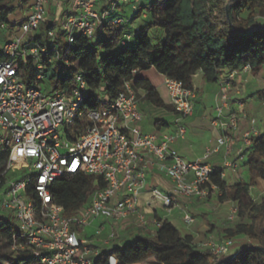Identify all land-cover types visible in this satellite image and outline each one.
Returning <instances> with one entry per match:
<instances>
[{
    "label": "built area",
    "instance_id": "built-area-1",
    "mask_svg": "<svg viewBox=\"0 0 264 264\" xmlns=\"http://www.w3.org/2000/svg\"><path fill=\"white\" fill-rule=\"evenodd\" d=\"M136 2L110 0L100 7L97 0H32L20 34L10 30L8 23H0V32L5 31L8 38L0 45V153L10 152L0 174L1 209L13 213L16 229L25 239L12 247L18 256L37 257L39 264H93L102 252L93 247L86 230L96 220L120 224L136 216L139 225L147 227L137 197L147 189L150 170H157L171 181V196L195 201L208 200L214 193L220 197L211 182L214 172L220 170L225 181L227 170L238 172L246 166L253 138L264 134L253 126L242 130L240 115L231 110L233 95L242 94L234 80L240 72L251 73L249 66L241 71H227L226 76L220 74V104L212 121L220 137L216 146L207 149L195 162H187L173 149L177 141L186 139L183 122L194 114V89L166 78L168 105L175 111L172 131L146 135L137 127L145 117L132 81L126 82L118 95L110 99L103 89L92 90L84 73L71 71L68 52L59 50V34L71 46L78 36L94 39L104 23H111L124 27L122 44H130L140 28L119 10L132 5L136 12ZM42 27L46 28L45 35ZM26 64L34 76L29 82L23 66ZM51 73L58 78L72 77L73 86L54 90ZM139 73L140 70H135L133 76ZM45 83L51 88L48 94L42 89ZM90 96L103 107L89 112L91 125L86 133L70 142L64 128L83 116L81 107ZM238 107L243 118L248 119L245 102L238 101ZM235 136L240 137L241 147L237 146ZM222 149L232 156L223 169H216L210 160ZM15 154L27 166L21 179L12 180L8 176L15 166ZM72 176L94 177L96 185L100 181L103 186L88 203L68 216L62 206L54 203L52 187ZM150 194L153 198L162 196L158 189ZM163 200V207L170 213L172 197ZM228 219L231 222L239 219L238 208ZM184 222L190 224L193 218L185 215ZM160 226L157 224V228ZM102 233L99 228L96 237ZM117 236L115 230L111 231L103 245L111 246ZM233 246L234 240L224 238L210 239L199 248L209 250L218 260L229 255ZM110 258L111 264H118L114 256Z\"/></svg>",
    "mask_w": 264,
    "mask_h": 264
},
{
    "label": "trees",
    "instance_id": "trees-1",
    "mask_svg": "<svg viewBox=\"0 0 264 264\" xmlns=\"http://www.w3.org/2000/svg\"><path fill=\"white\" fill-rule=\"evenodd\" d=\"M16 1H0V23H8ZM150 1L143 12L149 13L151 22L140 28L130 44H122L124 27L111 23H104L94 39L78 36L71 46L59 34V50L68 52L71 71L84 73L92 90L103 89L113 99L126 82L132 81L136 94L144 92L152 107L174 115L173 107L163 101L152 83L138 75L134 77L133 71L154 68L188 89H193V78L198 73H202L207 83L214 84L224 71H241L249 66L256 77L263 72L264 25L258 21L259 15L264 16L263 0ZM152 28L163 30L164 39L158 46L149 37ZM41 31L46 32V28L42 27ZM23 66L29 82L34 77L33 72L29 64ZM49 77L54 90H68L74 84L72 77L58 78L54 73ZM257 97L264 104V89L257 93ZM102 107V103L88 97L81 107L83 116L65 126L66 138L76 142L91 125L89 112ZM155 124L158 129L168 125L161 121ZM9 158L10 152L0 153V174ZM246 166L249 172L247 183L230 187L221 179L220 170L211 178L221 195L220 202L232 200L238 203L240 220L233 228L225 230V238L234 241L247 239V245L243 244L241 249L216 260L209 250L199 248L192 237L183 236L165 221L153 236L140 237L109 252L103 251L93 264H111L110 256H114L118 264H144L150 258L158 264H264V196L259 204H255L250 193L258 181L264 182V134L253 138ZM96 180L94 177L72 176L55 182L52 187L54 203L62 206L66 215L74 214L103 186L100 181L97 186ZM0 238L12 247L25 242L13 225L2 221ZM236 247L234 243L232 250ZM17 257V264H39L37 257L28 254Z\"/></svg>",
    "mask_w": 264,
    "mask_h": 264
},
{
    "label": "crops",
    "instance_id": "crops-1",
    "mask_svg": "<svg viewBox=\"0 0 264 264\" xmlns=\"http://www.w3.org/2000/svg\"><path fill=\"white\" fill-rule=\"evenodd\" d=\"M100 7L105 6L108 4V0H97ZM143 18L146 16L143 15ZM135 26H138L137 23ZM157 72L154 68L148 71H142L138 74L139 78L149 79L152 73ZM224 76L228 74L227 71L223 72ZM163 83L161 87H164V82L166 77L162 75ZM235 84L240 86L242 89L241 95H233L231 99V110L238 113L240 115V125L242 130H249L252 126L256 129L259 127V120L264 117V105L258 99L257 93L264 89V82L262 85L259 84L258 76H254L253 73H245L240 72L236 79L234 80ZM210 83H207L203 78L202 73H198L193 78V89L196 91V107L193 116L186 119L183 123L187 130V136L184 141H177L173 145V149L178 152V154L187 162H195L192 160L187 159L184 155L191 156L195 158V160H199L202 158L203 154L206 152L207 149L213 148L216 146L217 139L220 137V132L212 126V121L216 112L217 106L220 104L218 99V92H219V83L212 84L213 87L209 86ZM153 86H155L152 83ZM159 95H160V86H155ZM204 91H206L210 98H205L203 96ZM166 92V89H165ZM162 98V96L160 95ZM163 101L168 105V96L166 92V97L162 98ZM202 99V100H201ZM212 102V108L214 110L213 114L209 116V118L205 115L206 113L202 110L201 112L197 113L203 119L201 121H196V108L200 106L202 102ZM238 101H243L246 104L247 113L249 118L245 119L240 114V110L238 107ZM141 109V106H140ZM142 111V109H141ZM144 114V120L138 124V128L141 130L143 134H154L157 132H170L172 131V125L175 120V114L171 115V118L168 122H166L167 126H162L160 129L153 123L151 120H148L146 114ZM210 122L211 128L215 132V137L211 141L204 138H194L192 137L193 129L194 128H203V123L208 121ZM261 126V125H260ZM195 130V129H194ZM259 130V129H258ZM198 133V132H197ZM194 135V134H193ZM199 137V134H196ZM235 141L237 146L241 147L242 143L239 136H235ZM195 150L199 153L197 156L195 154ZM232 155H228L226 149H222L219 154L212 157L210 163L216 169H223L225 163L230 159ZM249 181V172L247 166H242L238 172H232L227 170L226 171V178L225 182L228 186H233L238 183H247ZM259 182V181H258ZM257 182V183H258ZM261 182V181H260ZM256 183V184H257ZM264 184V182L262 181ZM172 183L169 179L165 176L158 173L157 170H150L148 172V184L147 189L137 197L138 206L140 212H144L146 219L148 221V225L146 228H142L139 225L138 218L136 216L130 217L127 221L117 224L115 222H111L105 219H98L96 220L90 227L89 230H86V236L93 240V247L99 252H109L114 247H122L127 243H132L133 241L137 240L140 237H151L155 234V231L158 229L157 224H163V222L168 221L171 223L176 229H178L183 236H190L193 238L194 244L196 246H200L202 243L210 240V239H218V234L220 229L223 227L224 229L230 226L232 223L239 222V219L231 222L229 221V216L231 212L238 208V203L234 201H226L220 202L217 199V194L214 193L210 196L208 200L205 201H195L189 200L179 196H171L172 195ZM153 189H158L161 192L162 196L158 198H153L150 194V191ZM254 190V186L251 188L252 192ZM169 196L173 199L172 210L169 213L163 207V198ZM262 200V199H261ZM231 203L227 210H225L226 214H219L217 210L220 208H224L227 204ZM190 215L193 218V222L190 224H186L184 222V216ZM226 216V218H223ZM222 226V227H221ZM102 228L103 233L100 236L96 237V231ZM229 228V227H228ZM88 229V228H87ZM115 230L117 232V240L111 246L105 247L103 245V240H105L111 231ZM94 238H92V236ZM244 239H241V241ZM240 241V239H238ZM234 243L237 245L236 241ZM244 244V243H243ZM242 245H237L235 249L232 250V253L241 249Z\"/></svg>",
    "mask_w": 264,
    "mask_h": 264
},
{
    "label": "rangeland",
    "instance_id": "rangeland-1",
    "mask_svg": "<svg viewBox=\"0 0 264 264\" xmlns=\"http://www.w3.org/2000/svg\"><path fill=\"white\" fill-rule=\"evenodd\" d=\"M26 1V2H24ZM32 0H17L14 4V10L12 11L11 15L8 17V26L10 30H14L16 33H21V25L24 23L25 21V13L28 11V7L30 6ZM152 1H148V0H138L136 2V6H137V10H136V15L134 16L135 11L132 10V5L123 7L121 10H119V13L127 18V19H132L133 24L138 25L139 28H145L146 26H148L151 22L150 17H149V13L147 11H144L145 8L150 4ZM263 7H264V0H263ZM142 12L141 16H139V14ZM54 14H51V17H53ZM145 15L146 17L143 18L142 16ZM139 16V17H138ZM245 17L248 16V14L244 15ZM138 17V18H137ZM258 21L264 25V16L259 15L258 17ZM43 35H45V32H42ZM149 37L152 41V43L155 46L160 45V42L163 41L164 39V33L163 30L158 29V28H152L149 30ZM7 33L5 31L0 32V45L3 44V42H5L7 40ZM151 77L147 80H149L151 83H153L155 86H160V95L162 96V98L166 97V92L165 89L163 87H161L162 83H163V78L162 75L159 74L158 72L152 73L150 75ZM259 78V84L262 85V82H264V69L263 72L258 76ZM154 86V87H155ZM209 86L212 88L213 85L209 84ZM165 87V86H164ZM156 88V87H155ZM42 89L43 92L45 94H48L50 92V86L48 83H45L42 85ZM157 90V89H156ZM158 92V91H157ZM204 99L205 98H210L211 96H209V94L206 93V91H204L203 93ZM137 97L138 100L140 102V106L142 111L146 114V117L148 118V120H151L153 123H156L157 121H161V122H168L171 118V112L169 111H165V110H159L156 109L154 107H152L148 101L145 99V93L144 92H139L137 93ZM202 100V99H201ZM204 111L206 114V116L209 118V116L211 115V113L213 114L214 110L212 108V102H202L200 104V106H197L196 108V114ZM264 114V113H263ZM216 118V112L214 115L213 120ZM196 121H201L203 120L199 114H197L196 116ZM203 124V128H194L193 129V134L192 137L194 138H204V140H208V141H212L215 137V132L213 131V129L211 128L210 122L208 121H204L202 122ZM259 127L258 129L260 131H264V117L261 119V121L259 120L258 122ZM261 125V126H260ZM198 132V133H197ZM196 134H199L197 137ZM196 156L199 154L197 152V150L194 151ZM184 157H186L189 160L192 161H197L195 160V158H192L191 156H187L184 155ZM27 164L22 163L20 160H16L15 161V166L13 167V169L11 170V172L9 173V179L12 180H16V179H21L24 173V170L26 168ZM251 193V197L254 201L255 204H259L261 202V199L264 196V184L262 183V181L258 182L255 186H254V190ZM1 199H2V191L0 190V221L4 222V223H9L11 225H13L15 228H17V223L15 222V218L12 212L9 211H5L1 209ZM217 199L219 200V197H217ZM232 200H229L228 202H230ZM231 205V203L227 204L224 208H220L217 210V213L219 214H226L224 209H228ZM223 218H226V216ZM240 220V219H239ZM236 223H232L230 226H228L229 228H233L235 226ZM222 227V226H221ZM221 228L218 234V239L215 240H222L225 238V230L229 229V228ZM89 230V228L87 229V231ZM95 235L92 236V238H94ZM93 241V240H92ZM248 240L244 239L241 241L236 240L237 245H242L244 243V245H247ZM18 261V257L16 252L13 250L12 246H10V244L3 240L2 238H0V264H17ZM144 264H158L156 262V260L154 258H150L148 259L146 262H144Z\"/></svg>",
    "mask_w": 264,
    "mask_h": 264
},
{
    "label": "bare ground",
    "instance_id": "bare-ground-1",
    "mask_svg": "<svg viewBox=\"0 0 264 264\" xmlns=\"http://www.w3.org/2000/svg\"><path fill=\"white\" fill-rule=\"evenodd\" d=\"M14 160H19L17 154L14 155Z\"/></svg>",
    "mask_w": 264,
    "mask_h": 264
}]
</instances>
